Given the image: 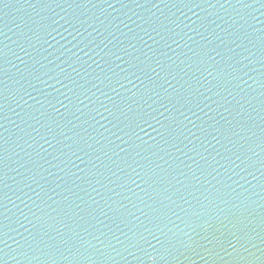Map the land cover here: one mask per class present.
<instances>
[{
	"label": "water",
	"instance_id": "obj_1",
	"mask_svg": "<svg viewBox=\"0 0 264 264\" xmlns=\"http://www.w3.org/2000/svg\"><path fill=\"white\" fill-rule=\"evenodd\" d=\"M258 8L0 0V264H264Z\"/></svg>",
	"mask_w": 264,
	"mask_h": 264
},
{
	"label": "snow or ice",
	"instance_id": "obj_2",
	"mask_svg": "<svg viewBox=\"0 0 264 264\" xmlns=\"http://www.w3.org/2000/svg\"><path fill=\"white\" fill-rule=\"evenodd\" d=\"M240 2L244 3L246 8H254L255 5L258 4L259 8L255 9V10L256 11L264 10V0H253V3H247L246 0H240ZM248 15L255 18L253 12H249ZM149 223H153V221L149 220ZM158 226L159 225H157V227ZM144 227H145V231L149 232L152 236L156 235L155 232L151 228H149L147 225H145ZM233 227L237 230L236 232H233V235L236 236V241L242 242L243 239L247 235L246 225H243V222L241 221L239 223L233 224ZM217 231H219V229H217ZM237 233H239V234H237ZM141 238L145 241L146 244H149V245L151 244V241L147 237L142 235ZM157 239H158V237H157ZM204 239L207 241L208 245H216V244H220L221 246L223 245V241L221 240V238L219 236H217L215 234V232H213L210 235L205 236ZM228 243L231 244V246L233 248H236V244L233 243L231 240H229ZM153 247H154V245H153ZM142 250H144L146 253L148 252V250L146 248H142ZM208 250L211 251V249H208ZM148 254H150V253H148Z\"/></svg>",
	"mask_w": 264,
	"mask_h": 264
}]
</instances>
